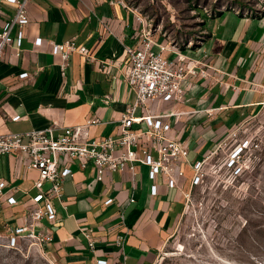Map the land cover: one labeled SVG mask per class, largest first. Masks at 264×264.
<instances>
[{"label":"crops","instance_id":"0c3cea01","mask_svg":"<svg viewBox=\"0 0 264 264\" xmlns=\"http://www.w3.org/2000/svg\"><path fill=\"white\" fill-rule=\"evenodd\" d=\"M255 1L197 0L189 9L191 14L193 8L202 13L197 4L224 7L200 22V30L205 32L201 44L178 47L180 55L189 58L200 59L206 52V75L183 81L182 102L148 105L155 117L170 120L171 135L188 146L187 163L183 164L184 174L177 178V187L169 188L159 174L155 179L157 192L152 195L148 166L139 163L133 173L128 169L108 172L101 181L96 180L90 164L82 168L78 162L71 163L72 176L63 182V203H54L61 220L50 225L53 239L43 245L56 264H97L99 259L106 264H153L183 210V193L191 183L193 163L263 102L264 12H254L262 5ZM26 8L29 22L22 29L21 54L15 63H8L7 48L0 60V134L47 128L53 121L58 133L64 126L97 118L99 123L90 126V135L117 136L122 114L134 100V92L125 81L124 45H137L141 24L136 15L144 12L130 0H32ZM237 8L253 13H236L233 9ZM14 10L13 3L0 1V29ZM166 10L170 18L176 16L174 8ZM176 27L172 34L152 28L155 42H168L166 36L186 42L195 34ZM16 31L13 27V37ZM35 37L41 38L38 46L33 44ZM67 40H73L77 47L86 46L88 56L69 53L62 75L61 59L51 47ZM167 54L176 55L174 51ZM21 72L28 75L19 78ZM141 114L140 109L134 111V116ZM15 115L19 118L12 120ZM133 127L144 129L145 125L135 123ZM27 162L22 152L0 156V177L7 181L4 197L16 200L13 205L3 204L0 223L21 222L30 205L38 174L26 169ZM48 186L45 182L43 188ZM106 198L113 200L104 204ZM85 228L92 231V249L82 234ZM118 235L124 237L122 248L115 244Z\"/></svg>","mask_w":264,"mask_h":264},{"label":"built area","instance_id":"2783aa9c","mask_svg":"<svg viewBox=\"0 0 264 264\" xmlns=\"http://www.w3.org/2000/svg\"><path fill=\"white\" fill-rule=\"evenodd\" d=\"M13 3L14 13L8 17L0 29V60L5 57L8 63H15L21 54L23 27L28 24L29 17L26 5L32 0H0ZM124 7L128 4L119 1ZM202 13L197 14L196 8L192 13L196 14L199 22L204 18L213 17L223 6L196 5ZM236 13L250 15L252 10L247 8L233 9ZM260 15L264 12V3L254 11ZM203 17H202V16ZM141 24L139 41L136 46L124 45V54L127 59L125 81L134 92V100L122 114L117 136H92L89 128L99 123L97 118H89L81 124L64 126L58 133L54 132L56 123L42 129H31L24 133L7 132L0 134V156L13 152H22L27 155L26 169L37 171V178L33 182L34 192L30 195V205L22 215L21 222L11 225L7 222L0 223V242L7 247L18 246L21 241H30L38 245H45L53 239V230L50 225L60 222V217L55 208V202L63 203V182L72 176L71 163L78 162L84 168L90 164L95 172L96 180H103L108 172L122 171L125 169L133 173L136 163L148 166V177L152 180L150 193L157 192L156 177L164 176L169 188L177 187V178L184 174L183 164L187 163L189 149L183 140L171 135L172 124L170 120H162L155 117L149 104L155 102H182L184 97L183 81L188 78L206 75L208 66L204 59L207 53L203 52L200 59L189 58L180 55L179 46L191 47L201 44L205 32L199 30L184 42L169 39L165 43H156L152 35L151 24L141 14L136 15ZM16 27V35H11V30ZM33 44H41V38L35 37ZM78 52L88 56V49L82 45L77 47L73 40L63 43H54L51 52L60 57V73L63 75L67 68L69 53ZM174 51L175 56H169L167 52ZM27 72L18 74L24 78ZM140 109L142 114L134 116V111ZM19 116H12V120ZM135 123H144L145 128H134ZM239 149L234 155H237ZM155 153V155H153ZM234 162H231V164ZM201 161L197 160L192 165L191 183L199 181V169ZM45 182L49 183L43 188ZM7 181L0 177V211L4 203L13 205L16 200L13 196H5L4 188ZM112 198H106L104 204L112 202ZM128 201H133L129 198ZM123 219V213L120 212ZM82 234L88 240L89 248L94 247L91 238L92 231L89 228L82 230ZM124 237L118 235L115 244L122 248ZM104 259L97 260V264H106Z\"/></svg>","mask_w":264,"mask_h":264},{"label":"rangeland","instance_id":"374dc122","mask_svg":"<svg viewBox=\"0 0 264 264\" xmlns=\"http://www.w3.org/2000/svg\"><path fill=\"white\" fill-rule=\"evenodd\" d=\"M196 2L130 0L151 28L171 34L177 25L200 30L189 12ZM167 7L176 10L174 18ZM199 160L200 179L186 186L183 210L153 264H264V99ZM0 264L56 263L47 247L25 240L14 247L0 242Z\"/></svg>","mask_w":264,"mask_h":264}]
</instances>
